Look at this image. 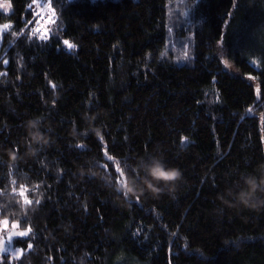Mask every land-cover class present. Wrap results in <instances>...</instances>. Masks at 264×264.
I'll return each instance as SVG.
<instances>
[{"label":"trees","instance_id":"1","mask_svg":"<svg viewBox=\"0 0 264 264\" xmlns=\"http://www.w3.org/2000/svg\"><path fill=\"white\" fill-rule=\"evenodd\" d=\"M6 1L0 264H264V0Z\"/></svg>","mask_w":264,"mask_h":264},{"label":"rangeland","instance_id":"2","mask_svg":"<svg viewBox=\"0 0 264 264\" xmlns=\"http://www.w3.org/2000/svg\"><path fill=\"white\" fill-rule=\"evenodd\" d=\"M172 3H174L173 1L179 3L181 0H170ZM186 3V2H185ZM0 4L2 5H10V3L6 0H0ZM180 4V3H179ZM34 5V11H35V16L38 22L37 25V29L39 30V36L40 35H44V32L46 30V27L48 26V24L52 21V11L50 10L49 4H48V0H36V2L33 4ZM187 6H185V10L184 13H182L183 16H181V20L187 23L188 20V15L189 12ZM0 11L4 14H9L11 12V5L7 8V10H5L4 7H0ZM181 13V12H180ZM175 21H179V19H176L174 17ZM183 24L181 21L180 23H177V27L183 30V35L182 37H179V39L184 38L183 40V52H181V59L178 61V59L174 60V62L176 64H184L186 65L188 63L187 57H188V51H189V47L191 44V35H190V27L185 29L182 27ZM4 25L7 24H3L0 25V41H1V37L3 35L4 32H6L7 28L3 27ZM181 30V32H182ZM177 42H180V40H178ZM176 44V42L173 44H170V47H174ZM163 55H168V53L166 51H164L162 53ZM19 231H17L15 228H13L12 226H9L6 222L4 221H0V241H2V245H0V247H3L5 250L0 252V256L3 254H9L12 257L18 258L22 255V252L17 253V250H20L19 248H15L12 245V239L15 237H21L19 235ZM26 234V233H25ZM11 236V241L9 242V237ZM25 236V235H24ZM23 236V237H24Z\"/></svg>","mask_w":264,"mask_h":264},{"label":"clouds","instance_id":"3","mask_svg":"<svg viewBox=\"0 0 264 264\" xmlns=\"http://www.w3.org/2000/svg\"><path fill=\"white\" fill-rule=\"evenodd\" d=\"M146 179L156 195L162 196L167 194L165 189L173 188L183 180V173L177 167L157 162L148 166Z\"/></svg>","mask_w":264,"mask_h":264},{"label":"snow or ice","instance_id":"4","mask_svg":"<svg viewBox=\"0 0 264 264\" xmlns=\"http://www.w3.org/2000/svg\"><path fill=\"white\" fill-rule=\"evenodd\" d=\"M33 2L35 3L36 2V0H33ZM51 2H52V0H48V4H49V6L51 5ZM74 2V0H61V3L64 5V6H68V5H71L72 3ZM199 2V0H196V4ZM10 5H2V4H0V7H4L5 8V10H7V8L9 7ZM54 11V10H53ZM3 27H5V28H7V27H9V25H4ZM39 39H41V40H44L45 39V37H44V35H40L39 36ZM65 43V45L66 46H69V47H72L71 45H69L68 44V42L67 41H65L64 42ZM224 63L225 64H227V62L226 61H224ZM19 235L21 236V237H23L24 235H25V233L24 232H21V233H19ZM11 236L9 237V242L11 241ZM2 241H0V245H2ZM31 247V245L29 244V248ZM5 249L3 248V247H0V252H2V251H4ZM23 250L22 249H20V250H17V253H19V252H22Z\"/></svg>","mask_w":264,"mask_h":264}]
</instances>
